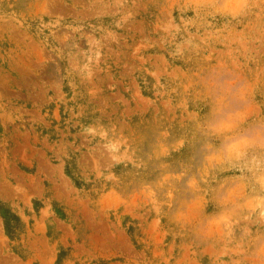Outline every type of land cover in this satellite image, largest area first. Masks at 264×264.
I'll list each match as a JSON object with an SVG mask.
<instances>
[{"label": "rangeland", "instance_id": "374dc122", "mask_svg": "<svg viewBox=\"0 0 264 264\" xmlns=\"http://www.w3.org/2000/svg\"><path fill=\"white\" fill-rule=\"evenodd\" d=\"M0 264H264V0H0Z\"/></svg>", "mask_w": 264, "mask_h": 264}]
</instances>
